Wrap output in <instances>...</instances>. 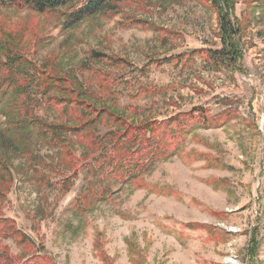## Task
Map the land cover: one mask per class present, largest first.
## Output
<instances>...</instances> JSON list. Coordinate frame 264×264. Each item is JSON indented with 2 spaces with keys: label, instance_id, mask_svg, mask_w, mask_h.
<instances>
[{
  "label": "rangeland",
  "instance_id": "rangeland-1",
  "mask_svg": "<svg viewBox=\"0 0 264 264\" xmlns=\"http://www.w3.org/2000/svg\"><path fill=\"white\" fill-rule=\"evenodd\" d=\"M68 11L0 4V93L37 94L25 76L47 69L106 111V138L0 141V216L34 243L0 234L2 264H264V0H126L66 28ZM222 15L241 58L216 66ZM125 151L135 178L110 160Z\"/></svg>",
  "mask_w": 264,
  "mask_h": 264
},
{
  "label": "trees",
  "instance_id": "trees-1",
  "mask_svg": "<svg viewBox=\"0 0 264 264\" xmlns=\"http://www.w3.org/2000/svg\"><path fill=\"white\" fill-rule=\"evenodd\" d=\"M124 1L126 0H0V4L27 7L40 13L56 11L68 7L69 11L64 13L65 20L63 24L64 27L70 28L87 18L106 13L111 9H116L117 6ZM220 22L223 40L222 48L218 50L207 49L202 52L204 59L216 66L233 64L238 58H241V47L238 46V43L234 39V36L237 35L236 26L230 21L228 15H222ZM35 68L38 72V76H31L28 72V75L26 74L25 77L32 82H36L37 88L39 89L37 94L28 91L30 86L21 92V89L16 86L18 82L13 83V92H11L8 102L4 100L8 97L9 92L6 90L3 91L2 94L0 93V111L7 116L6 126L0 130V141L8 140L10 143L18 142V138L25 134H31L33 132L31 128L37 125L42 126L40 129L41 133L47 132V134L51 135L50 141H52V146L62 144V150L68 147L71 148L73 143L72 137H78L83 133L87 134L86 140L91 144L97 143V140L100 142L103 141L106 137L103 138L95 134V125L101 117L103 118L106 116L104 115L106 111L96 110L92 102L87 100V97L90 96L87 95L83 89L78 90L75 95V89L69 92V87L63 84L64 82L61 83L62 80L60 78L47 74V69L43 68L40 70L37 67ZM13 70L14 67H9L10 73ZM18 73L20 72L13 71L12 79L15 75H18ZM5 83H7V79ZM2 86L3 85L0 83V89ZM55 90L59 92L57 95L52 94ZM23 94L25 98L22 97ZM2 100L4 104H2ZM17 105H20L22 108H20V106L17 107ZM52 105H54V107ZM57 105L61 107L59 111L63 112V115H61L63 120H60L59 124L51 123V125H48L49 123L45 119L37 115L40 108L43 106H46V110L49 111L50 109L55 110ZM67 135H72V137L68 136V139ZM1 136H3V138ZM115 147L118 149L120 145H115ZM138 152L139 151H125L120 156H112L110 160H117L114 168H118L119 166L126 172L127 176L129 175V178H135L140 173L135 168L129 166L128 161L137 158L136 154ZM0 165H2L1 160ZM98 171L99 170H97L95 174ZM101 175L100 173L97 176ZM0 194L4 193L0 190ZM0 234H3L5 237L15 238L23 245L34 246L31 238L18 229L11 218L0 216ZM5 256L6 255L0 251V264H2V261L10 259Z\"/></svg>",
  "mask_w": 264,
  "mask_h": 264
}]
</instances>
